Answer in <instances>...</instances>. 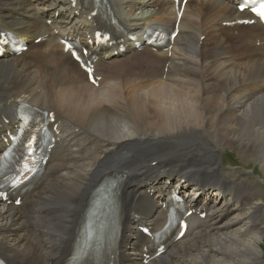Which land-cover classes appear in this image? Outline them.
<instances>
[{"label":"bare ground","instance_id":"1","mask_svg":"<svg viewBox=\"0 0 264 264\" xmlns=\"http://www.w3.org/2000/svg\"><path fill=\"white\" fill-rule=\"evenodd\" d=\"M189 1L195 2L192 17L187 4L170 57L143 52L102 62L99 87L54 41L32 46L30 58H0V122L30 103L54 110L65 134L47 180L27 204L0 203V257L7 264H62L82 252L95 257L94 243L114 235L121 261L140 264L131 219L157 221L159 206L148 192L184 175L212 183L227 198H214L205 227L149 264L264 262L261 180L226 170L219 156L238 146L246 158L264 163V51L220 35L214 23L240 15L231 0ZM166 3L114 0L123 24L133 29L172 17ZM67 7V0H0V20L32 38L44 17L59 10L62 20ZM235 52L244 55L240 62L225 56ZM253 83L258 89L247 88ZM112 176L119 178L116 198H109Z\"/></svg>","mask_w":264,"mask_h":264},{"label":"rangeland","instance_id":"2","mask_svg":"<svg viewBox=\"0 0 264 264\" xmlns=\"http://www.w3.org/2000/svg\"><path fill=\"white\" fill-rule=\"evenodd\" d=\"M192 4L193 6L191 9ZM192 4H190L191 11L194 9L195 2H193ZM137 11H141V10L138 9ZM219 152H220L219 156L221 157L222 163L226 167L225 168L226 170L230 169L238 174H241L245 178L249 177L253 181L259 182V180H261L260 188L263 191V192L261 191L262 192L261 195L264 198V182H263L264 178L259 177V175H262L264 177V174L262 172L264 163L257 161L255 157L246 158L245 154L243 155L239 152L238 146H234V147L226 146L225 149L220 150ZM252 170L254 171V173L252 172ZM260 243L262 245L261 259L264 261V239L263 241L260 240ZM262 264H264V262Z\"/></svg>","mask_w":264,"mask_h":264},{"label":"snow or ice","instance_id":"3","mask_svg":"<svg viewBox=\"0 0 264 264\" xmlns=\"http://www.w3.org/2000/svg\"><path fill=\"white\" fill-rule=\"evenodd\" d=\"M241 10H243V5L241 6ZM253 11H256L261 18H264V4H261L259 9L254 8Z\"/></svg>","mask_w":264,"mask_h":264}]
</instances>
